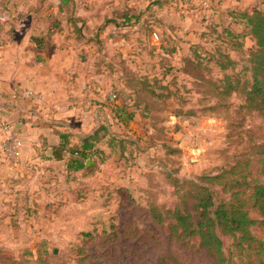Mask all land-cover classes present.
<instances>
[{
    "label": "rangeland",
    "instance_id": "rangeland-1",
    "mask_svg": "<svg viewBox=\"0 0 264 264\" xmlns=\"http://www.w3.org/2000/svg\"><path fill=\"white\" fill-rule=\"evenodd\" d=\"M12 1L0 5L12 18L0 24V36L13 31L27 15L23 13L32 10L12 6ZM45 1L33 10L50 23L60 4ZM63 4L60 12L67 23L59 34H72L84 45L93 42L96 73L107 77L118 97L114 110L128 107L121 113L126 124L108 120L110 131L123 143L114 150L106 138L107 154L96 160L102 163L93 177L86 174L92 179L81 183L52 178L55 169L37 163L23 175L1 170L0 264H162L166 257L181 264H212L196 251L197 245L182 248L169 241L165 229L148 220L147 206L175 203L168 173L195 179L217 172L249 142L264 143V120L247 110L238 113L242 100L237 94L229 98V114L208 110L226 74L233 76L235 87L249 80L246 69L255 41L241 14L264 11V0ZM23 25L16 29L26 31L29 23ZM98 34L106 39L95 41ZM229 60L235 65L221 70ZM190 110L195 114H187ZM4 164L14 167L2 160ZM22 176L29 182L16 184ZM77 194L78 203H71ZM253 231L264 238L259 226ZM134 233L143 235L141 241ZM81 241L87 243L82 246ZM224 249L228 259L242 264L232 239L225 238Z\"/></svg>",
    "mask_w": 264,
    "mask_h": 264
},
{
    "label": "trees",
    "instance_id": "trees-1",
    "mask_svg": "<svg viewBox=\"0 0 264 264\" xmlns=\"http://www.w3.org/2000/svg\"><path fill=\"white\" fill-rule=\"evenodd\" d=\"M241 17L255 41L246 69L249 80L235 87L233 76L226 74L215 87L213 94L216 95V102L208 110H222L229 114L233 107L229 98L237 94L242 100L238 113L247 110L264 120V11L245 12ZM52 18L50 30L62 33L63 21L58 20L56 15ZM34 38L38 45H42L41 37ZM96 38L97 42H102L99 34ZM232 65H235L234 61L229 60L226 66H221V70L226 71ZM127 108V105L117 110L109 108L111 118L119 124H126L121 113L125 114ZM194 112L190 110L187 114ZM126 115L129 119L133 118L132 113ZM109 125H100L91 135L81 137L77 145H72L68 136H64L54 147L50 159L64 162L61 174L66 182L81 183L93 177L102 163L97 165L96 160L107 154L105 140L109 139L107 145L114 150L123 143L110 131ZM86 174L91 177L85 178ZM167 176L174 190L175 203L171 206L148 203L147 218L155 226L165 229L169 241L182 248L197 245L196 251L204 253L212 264H234L232 257L228 259L225 254L224 240L228 237L240 252L238 257L242 264H264V238L257 237L253 231L259 226L264 235V143L249 142L243 152L231 157L217 172L204 173L190 180L173 177V173ZM78 199L79 194L71 203H78ZM56 212L59 213L57 209ZM137 235L138 241H141L143 235L139 233H134L132 237ZM85 237H90V233H86ZM81 242L82 246L87 243ZM170 260L174 261L173 264H181L173 257H166L161 263Z\"/></svg>",
    "mask_w": 264,
    "mask_h": 264
},
{
    "label": "crops",
    "instance_id": "crops-1",
    "mask_svg": "<svg viewBox=\"0 0 264 264\" xmlns=\"http://www.w3.org/2000/svg\"><path fill=\"white\" fill-rule=\"evenodd\" d=\"M53 1L60 4L59 13L54 15L66 24L65 15L60 12L63 0ZM0 2L1 5L3 0ZM45 2L13 0L12 6L32 9L23 13L27 15L16 27L24 26L26 21L29 25L26 31L15 27L16 30L0 36V129L2 123H12L22 142L21 158L14 167L1 166L5 160L0 150V171L5 170L6 174L11 168L13 172H26L37 163L55 169L52 178L65 180L61 174L64 162L50 159L54 147L64 136L77 145L81 137L108 123L112 89L107 85V77L97 74L92 64L93 42L91 45L76 42L72 34L62 37L50 30L45 15L36 16L33 9L45 6ZM11 19L9 13L0 11V24ZM34 37H41L42 45ZM100 39L106 36L101 34ZM2 140L0 130V144ZM29 180L24 176L16 184Z\"/></svg>",
    "mask_w": 264,
    "mask_h": 264
},
{
    "label": "built area",
    "instance_id": "built-area-1",
    "mask_svg": "<svg viewBox=\"0 0 264 264\" xmlns=\"http://www.w3.org/2000/svg\"><path fill=\"white\" fill-rule=\"evenodd\" d=\"M113 109H116L118 97L115 93H111L108 98ZM1 133L3 140L0 144V150L6 162L17 165L21 158L22 142L20 135L12 123L4 122L1 124Z\"/></svg>",
    "mask_w": 264,
    "mask_h": 264
}]
</instances>
